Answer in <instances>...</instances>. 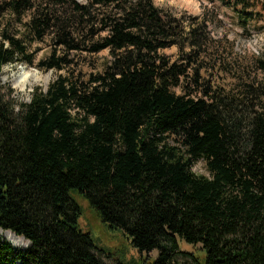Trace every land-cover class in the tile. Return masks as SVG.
<instances>
[{
	"label": "trees",
	"instance_id": "1",
	"mask_svg": "<svg viewBox=\"0 0 264 264\" xmlns=\"http://www.w3.org/2000/svg\"><path fill=\"white\" fill-rule=\"evenodd\" d=\"M26 3L17 0V8ZM149 27L152 38L141 39L117 25L111 40L84 49L135 45L110 66L120 79L112 71L99 77L105 90L61 84L26 115L0 105V230L31 245L26 251L0 239V264H104L78 228L73 190L138 254L157 251L151 264H177L180 242L201 246L202 263L191 256L197 264H264V115L248 121L235 100L218 97L221 109L154 88L163 64L144 49L166 46L158 37L173 29L154 15ZM59 42L70 50L83 45L68 33ZM184 70L173 65L160 75L176 79ZM72 104L82 110L76 117ZM199 161L208 176L194 173Z\"/></svg>",
	"mask_w": 264,
	"mask_h": 264
},
{
	"label": "clouds",
	"instance_id": "2",
	"mask_svg": "<svg viewBox=\"0 0 264 264\" xmlns=\"http://www.w3.org/2000/svg\"><path fill=\"white\" fill-rule=\"evenodd\" d=\"M153 15L173 29L170 36L158 37L170 41L166 46L144 49L155 65L163 64L154 88L166 86L173 100L221 109L218 97L235 100L248 121L264 115V0H27L21 8L17 0H0V105L13 115H26L37 97L49 98L61 84L81 91L87 82V93L105 90L99 77L108 79L106 72L112 71L120 79L110 66L135 45L114 49L108 44L97 53L84 49L111 40L117 25L151 39ZM130 19L138 23L132 26ZM89 29H96L95 35ZM65 33L83 41L82 47L70 50L57 43ZM65 56L73 63L62 62ZM173 65L185 70L176 79L160 75ZM68 110L72 117L82 112L75 104ZM240 116L237 112L233 119ZM251 127L248 123L247 130Z\"/></svg>",
	"mask_w": 264,
	"mask_h": 264
},
{
	"label": "rangeland",
	"instance_id": "3",
	"mask_svg": "<svg viewBox=\"0 0 264 264\" xmlns=\"http://www.w3.org/2000/svg\"><path fill=\"white\" fill-rule=\"evenodd\" d=\"M80 74L84 75L83 72ZM193 171L197 175L208 176L205 164L201 161L194 165ZM69 196L79 210L77 216L79 230L89 235L95 247L96 257L104 264H151L147 260L151 262L158 257L157 251L147 255L138 254L126 239L122 230H109L101 222L96 210L90 205L89 201L76 190L70 191ZM5 234L6 232L0 230V239L9 243L4 238ZM179 252L180 254L176 257L177 264H197L191 257L192 255L201 263L204 258L201 246L191 247L180 242Z\"/></svg>",
	"mask_w": 264,
	"mask_h": 264
},
{
	"label": "bare ground",
	"instance_id": "4",
	"mask_svg": "<svg viewBox=\"0 0 264 264\" xmlns=\"http://www.w3.org/2000/svg\"><path fill=\"white\" fill-rule=\"evenodd\" d=\"M4 238L11 243L12 246L18 249L27 250L30 248V243L22 238L15 237L12 233L6 232Z\"/></svg>",
	"mask_w": 264,
	"mask_h": 264
}]
</instances>
